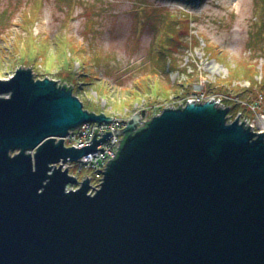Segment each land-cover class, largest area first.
<instances>
[{
	"label": "water",
	"instance_id": "water-1",
	"mask_svg": "<svg viewBox=\"0 0 264 264\" xmlns=\"http://www.w3.org/2000/svg\"><path fill=\"white\" fill-rule=\"evenodd\" d=\"M227 112L134 113L90 195L55 164L103 150L111 130L79 148L64 137L112 117L31 69L0 79V264H264V132Z\"/></svg>",
	"mask_w": 264,
	"mask_h": 264
},
{
	"label": "rangeland",
	"instance_id": "rangeland-1",
	"mask_svg": "<svg viewBox=\"0 0 264 264\" xmlns=\"http://www.w3.org/2000/svg\"><path fill=\"white\" fill-rule=\"evenodd\" d=\"M167 29L175 39L158 42ZM19 68L73 84L87 110L106 116L128 110L130 119L137 105L150 119L220 83L229 93L231 81L236 98L264 109V0H0V73Z\"/></svg>",
	"mask_w": 264,
	"mask_h": 264
},
{
	"label": "built area",
	"instance_id": "built-area-1",
	"mask_svg": "<svg viewBox=\"0 0 264 264\" xmlns=\"http://www.w3.org/2000/svg\"><path fill=\"white\" fill-rule=\"evenodd\" d=\"M55 80V79H53ZM56 81V80H55ZM57 85L60 87H67L73 90V85L68 84V82L64 81H56ZM207 100H212L216 102V105L220 108H227L228 112L226 115V120L228 123L232 122L235 119H238L239 123H244L245 127L250 128L251 131L254 132H264V109L260 106L261 99L255 100L253 103L246 104L248 112H245L241 109L235 111V113L231 114V106L227 104L226 100H234L239 104H244L242 100L239 98L228 97L223 94H209L203 91H200L194 95V97L187 99L185 102H182L177 107H183L187 101H193L195 103H203ZM165 108H176V107H165ZM134 113H141L144 111L141 108L136 107L133 108ZM128 110H125V114L113 113L111 116L112 119L108 122H96V121H87L80 124L78 127L71 129L68 131V134L64 137V145L66 147L74 146V148H79L84 145L90 144V141L93 138V134L95 129L97 128L96 139L103 137V133L105 131H110L112 135L110 139H106L102 143H100L96 148L103 147V150H94L82 157H80L76 161H65L58 162L55 164V167L61 164L62 169L64 170L67 167L68 174L76 179V183H69L66 186V190H75L82 185V181L89 178V190L88 194L93 195L96 192V189L100 188V182H102L104 172L106 170L107 161L112 158L116 151L118 150V146L120 143V139L124 138V136L115 133V129H122L126 125V121L129 119L127 116ZM96 113V112H95ZM157 113L156 115L160 114ZM149 119L144 116L141 118V121L147 122ZM98 123V125H97ZM84 169L92 170L90 175H86L82 178L79 177V173Z\"/></svg>",
	"mask_w": 264,
	"mask_h": 264
},
{
	"label": "trees",
	"instance_id": "trees-1",
	"mask_svg": "<svg viewBox=\"0 0 264 264\" xmlns=\"http://www.w3.org/2000/svg\"><path fill=\"white\" fill-rule=\"evenodd\" d=\"M177 20H178V18L177 17H173V15L171 16V17H168V23H173V24H175V23H178L177 22ZM172 24V25H173ZM176 25V24H175ZM165 38H167L168 40H174L175 39V33L174 32H172V31H170V30H163V31H160V33L158 34V42H161V41H163L162 39H165ZM207 46V45H206ZM205 48H207V47H205ZM159 49V51L162 53V55H167L166 53H168L166 50H164L165 48L162 46V47H160V48H158ZM210 49V48H209ZM207 53L209 54V55H213V52L212 51H210V50H207ZM167 66V68L169 69L170 67H172L173 68V66H171V62H168V64L166 65ZM247 72L245 73V76L248 78V81L250 82V84H254L255 83V81L253 80L252 81V77H254L255 76V69L253 68V67H251V68H249L248 70H246ZM84 73V71H82L81 72V74H83ZM85 73H87V72H85ZM82 76H84V75H82ZM235 74H234V70H233V75H231V78H235ZM236 79V78H235ZM226 80H228V79H226ZM232 82V81H231ZM231 82L230 83H228V84H226L232 91H229V93H226L225 91H223L219 86H222V85H224L223 83H220V85H215V86H213V89L215 90V92H216V94H223V95H226V96H228V97H232V98H235V97H240V94L241 93H237L238 91L237 90H235V88H234V86L233 87H231ZM179 85H181L182 87L183 86H188V84H181V83H178ZM256 84V83H255ZM73 85V84H72ZM74 86V85H73ZM173 86V85H172ZM237 86V85H236ZM235 86V87H236ZM171 88L172 87H170L168 90H167V92L164 90H162V89H158V90H156V94L154 93V95L155 96H162V95H169V94H171ZM241 89V88H240ZM72 90V89H71ZM216 90H218V92L216 91ZM220 90H222L223 91V93H222V91H220ZM220 91V92H219ZM233 91H234V93H233ZM72 92H73V94H74V88H73V90H72ZM151 93H152V90H151ZM186 98V97H185ZM254 98H257V96H255ZM243 102H244V104H239V103H234V100H231V108L233 107V108H235L236 107V109L238 108V109H241V110H243V111H245V112H248V110H247V106H246V104H250V103H253V101L252 100H245V99H241ZM82 101V100H81ZM226 101H228L229 102V100H226ZM83 102V107L85 108V102L84 101H82ZM85 109H87V108H85Z\"/></svg>",
	"mask_w": 264,
	"mask_h": 264
},
{
	"label": "snow or ice",
	"instance_id": "snow-or-ice-1",
	"mask_svg": "<svg viewBox=\"0 0 264 264\" xmlns=\"http://www.w3.org/2000/svg\"><path fill=\"white\" fill-rule=\"evenodd\" d=\"M0 79H5V77L0 73Z\"/></svg>",
	"mask_w": 264,
	"mask_h": 264
}]
</instances>
